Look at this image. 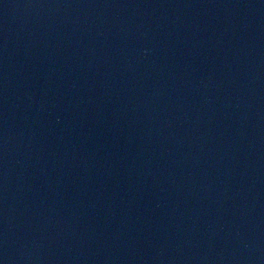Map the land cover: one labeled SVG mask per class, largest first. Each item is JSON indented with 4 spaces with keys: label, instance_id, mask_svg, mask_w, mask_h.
Masks as SVG:
<instances>
[{
    "label": "water",
    "instance_id": "95a60500",
    "mask_svg": "<svg viewBox=\"0 0 264 264\" xmlns=\"http://www.w3.org/2000/svg\"><path fill=\"white\" fill-rule=\"evenodd\" d=\"M0 264H264V0H0Z\"/></svg>",
    "mask_w": 264,
    "mask_h": 264
}]
</instances>
